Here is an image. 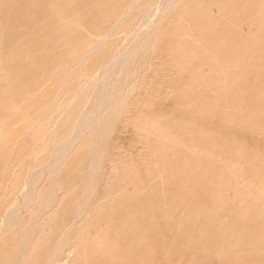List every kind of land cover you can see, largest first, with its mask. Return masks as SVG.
Instances as JSON below:
<instances>
[{"label":"rangeland","instance_id":"1","mask_svg":"<svg viewBox=\"0 0 264 264\" xmlns=\"http://www.w3.org/2000/svg\"><path fill=\"white\" fill-rule=\"evenodd\" d=\"M13 1L20 2L19 0H0V10L6 3ZM92 1L93 0L77 1L78 3L80 2L78 5V11L81 10L80 13L83 11L81 16L83 15L84 23L83 21H81L83 25L80 23V25L77 26L78 28L72 27V29L71 26H66V22L62 19L65 17L64 15H68L72 11V9L69 8V1L46 0V3L44 5H37V7L33 8L34 15L32 19H30V22H22V26L21 28H19L21 29V31L19 32L18 29V35L15 38L16 40L10 43L12 45L0 47L2 48V51H0V192L2 187L6 183L7 179L5 177H7L9 171L12 169V167H15V165L17 166L20 164L23 156H25V154H27L38 143L40 137L44 132L45 125L49 116L39 119L38 121L37 116L39 115V113L42 112L44 108V110L48 109L49 103L53 99V95L56 92L63 90L64 88L62 92L63 94L60 95L61 97L59 98V102L66 101L74 93V88L70 87L73 86L72 83L67 85L66 87H63L66 75L68 73V68H65L62 65L60 66V64L67 63V61L76 57L89 42L98 37V35H100L102 31L104 32L107 26L112 23L114 17L120 14L122 9L124 8V5L129 2V0H97V2L95 0L92 3ZM74 2L76 1L74 0ZM65 5L66 7L64 8ZM85 5L87 6L88 10L85 9ZM82 6L83 8L80 9V7ZM49 8L51 9L50 11H48ZM30 11H32V8L30 9ZM46 11H48L47 14H45ZM77 12L76 17H79L80 13L78 12V14ZM38 13L39 15H36ZM89 15L90 18H88ZM37 16L40 18L44 16L45 17L41 20ZM94 16L96 17L93 18ZM153 16H151V18H153ZM37 18L38 21H33ZM50 19H52L53 21L51 22ZM39 20L41 22H44V24H42ZM93 20L96 23L95 26ZM40 23L42 25H40ZM230 25H235V29H233L232 26L230 28ZM54 27L56 28L54 29ZM97 27L99 28V30ZM223 27H225L226 29ZM263 27L264 0H258L257 2L256 0H178L174 3L171 12L165 15L160 20V22L157 23L152 36L149 55L147 56V65L145 69L142 70L137 79L135 93L133 94L129 103L123 108V112L120 116V120L122 122H124L125 120L127 121V126H125V128L123 129L122 134H120L119 138L114 141V144L117 146L129 148L126 155L133 159V163L129 166L127 165L117 168V174L113 175V181L109 185L106 195L104 197H100V199H97V201L95 202L96 205L92 207L91 211L78 224L80 238L84 239L86 248L82 252L80 259L74 261L72 264H91L93 261H95L96 264H104V259L106 260L105 264H120V261H123V264H199L201 262V264H215V256L217 250L216 243L219 241L220 244L224 243L222 244L224 246L228 242L226 246L229 248L233 246V244L234 246L237 244L234 249H232L233 256L228 260L227 264H241L242 262L244 264H261L262 259L264 258V249H262L264 248V241L263 243H261L262 240H264V221H262L264 220V218H262L264 217V170H262L264 167V142L262 143V140L264 139V99H262L264 98ZM44 28L45 30L47 29V31L49 30V32H47L48 36L46 35L45 31H42L44 30ZM69 28L71 29L68 31ZM89 28H91L92 31L94 29L93 33ZM236 28L238 30L235 32ZM77 29L81 30L78 31ZM232 30L234 33H232ZM89 31L91 32L89 33ZM83 32L85 33V35L83 34ZM35 33H39V35L37 34L38 37L35 36ZM59 33L60 35L64 34L61 36L63 40H58L61 39L60 35H58ZM88 33L91 35H87ZM74 35L76 37H74ZM69 36H72L73 38ZM39 38L41 39V41H39ZM69 40L71 43L69 42ZM222 41L224 43H222ZM62 42L63 46L65 47L69 43L70 44L68 45V47L65 48L62 46V48L60 47L62 45ZM178 42L180 43L178 44ZM163 44H165V46ZM55 45L59 46L56 47ZM80 45L83 46V48L81 47L79 49ZM163 46L165 48H161ZM62 52L64 55L62 54ZM209 52L211 53V55L209 54ZM229 52L232 55L229 54L230 56H228ZM220 53L222 56L220 55ZM153 54H155V56ZM219 55L220 57L218 59L217 56ZM190 57H194L197 59L194 60V58L191 59ZM187 59L190 60L188 61ZM215 59H218V61L214 62ZM184 60L185 63L183 62ZM180 61L183 63L182 65ZM193 61H197L196 64ZM250 61L252 63H250ZM175 63L176 65H174ZM166 64L168 65L167 67ZM186 64L190 65L185 66ZM210 65L211 67H209ZM26 66L28 67L26 68ZM160 66L161 68H159ZM221 67H223V69ZM215 69H218V71H215ZM85 71L86 70L84 69L79 71L75 79L83 76L85 74ZM216 73L220 74V76H218ZM223 74L224 77L222 76ZM217 76L218 78H216ZM176 77L177 79H175ZM206 77H209V79L206 80ZM260 82L262 84H260ZM246 85L248 86L246 87ZM46 86L48 87L46 88ZM200 86L203 87L202 89L205 94L203 93ZM210 86L212 87V89ZM40 87H43V89H40ZM208 87H210V89ZM9 88L12 89V92ZM256 89L258 92L262 91V94H258V92L256 93ZM9 90L11 94L8 97L7 95L9 93ZM207 90L210 91V93ZM206 92L208 93L206 94ZM204 95L205 99L203 100ZM228 96H230V98H233H228L230 100L227 101L228 99L226 100V98ZM223 99L228 103H224ZM236 103H238L237 105L239 106L235 107ZM233 108L236 110H234ZM239 111L241 114L239 113ZM174 113L176 115H173ZM239 115L240 117L238 118ZM197 118L198 120L196 121ZM236 118L238 121L236 120ZM259 118L261 121H259ZM222 121L225 123H223ZM202 123L208 129H206V127H204ZM244 125H246L247 128ZM243 127H245L246 129L244 128V130H242ZM249 127L253 129H250ZM196 128L198 130H195ZM237 128H240L242 131H240V129L237 130ZM28 131H30V133H28ZM247 132H249L250 134H248ZM244 135L246 137H244ZM258 136L260 137L259 139L257 138ZM65 137L68 139L67 135H62L58 137L55 142H52L51 146L49 147V151L44 154V157H41V159L45 158L46 160H48L50 155L54 153L55 150L57 151L59 149L58 147H60V144L62 145L63 142L67 140ZM235 137L236 139H234ZM121 138H127V140L125 142H122ZM248 139H250V141ZM235 141L237 142V144ZM218 142L219 145L217 144ZM241 143H244L246 146L243 144V147H241ZM206 144L208 145V147ZM259 144H262L261 146L263 147V149ZM197 145L198 147H196ZM214 145L217 146L216 149L218 151H215ZM203 146L206 148H203ZM218 146L220 147L218 148ZM52 147H55V150L52 149ZM251 147L254 148L257 152L251 149ZM85 148V142L79 143L75 147V149L69 153L67 162L72 163L75 159L83 156L84 152L87 149ZM201 148L204 149L202 150V152ZM229 148L231 153L229 151ZM231 149L234 151L232 152ZM234 152H236L235 154H237V156L232 157ZM255 155L257 156L253 157ZM244 156L246 157V159H244ZM225 157L227 158L226 161H224V159H226ZM233 159L236 161H234ZM27 160L24 161V165L25 162H28ZM176 161L178 163H176ZM232 161L238 163L236 164ZM194 163L198 168L200 167L202 172L198 168V170H196V166ZM170 165L175 167V169L173 168L174 170L172 169L173 171L169 168L171 167ZM218 165H220V167H218ZM228 165H231L230 168ZM42 166L43 164L36 167V172L40 170ZM189 167L192 168L189 169ZM187 171L190 175L188 173L186 174ZM207 171H209V173H207ZM219 171L220 173H218ZM246 171H248V173L250 174L246 173ZM199 172L201 174H199ZM237 172H240L241 176H239ZM262 172L263 174H260ZM244 174L245 176L242 177ZM208 175H210V178ZM26 176H28V178L31 177L23 173L22 167H18L11 181V189H21L23 187L22 184L25 185L24 183H26L25 181H27L28 179ZM182 177L186 178L187 180H184ZM191 177L194 178L192 179ZM208 178L210 179V183L209 181L207 182ZM245 178H247V182L245 181ZM174 179H176V182L174 181ZM192 180L195 181V185L192 184ZM203 180L204 186L201 185L202 183L199 184L200 181L203 182ZM236 180L240 182V185ZM215 181H217V183ZM233 182L235 186L232 185ZM208 183H212V185H209ZM246 183H248L247 187ZM214 185L217 188L222 187V189L220 188V190H213ZM196 186H198L199 188ZM183 187L187 188L188 190ZM190 187L191 189H189ZM207 187L209 188V191ZM243 187L245 190L243 189ZM192 190L194 191L192 192ZM212 191L217 192H215V194ZM255 191L256 193H254ZM191 192L193 195L191 194ZM210 193H213V195ZM8 195L9 194H6V198L2 199L0 202V217L4 216L5 212H7L9 198ZM210 196L212 199L210 198ZM240 196L242 198H240ZM246 196L248 198H246ZM142 197H146V199L144 198L145 202ZM190 197L192 198L190 199ZM231 197L233 199H231ZM127 199L128 201H130L127 202ZM168 199L172 200L169 201ZM218 199H221L222 203ZM251 199L255 201H252ZM234 201L236 204L234 203ZM136 202H138V204H135ZM143 202L145 203V205L143 204ZM204 202L206 203V205ZM241 202L242 204H240ZM134 205L135 208H137V210L135 209L137 212L133 208ZM146 205L148 207L147 209H145ZM131 206L132 208H130ZM127 207L130 208L131 211ZM138 207L140 208V210ZM177 207L180 210L177 211ZM123 208L124 210H121ZM210 208L214 210H210ZM259 208L262 209L263 213ZM126 209H128L129 211ZM154 210L155 213L153 212ZM217 210L218 215L216 217ZM258 210L259 213H256V211L258 212ZM127 211L130 215H127L129 217L125 216L127 214ZM134 211L136 214L134 213ZM140 211H142V216L140 215L138 217V213ZM164 211L166 212L164 213ZM227 211L229 212L230 216H228L229 214ZM151 212H153L155 215ZM170 213L172 214L173 218L171 217ZM149 214L150 216H153L151 217L152 219L150 218V216H148ZM112 215L115 217L114 219ZM174 215L175 217L177 215V217L181 220H178L177 217L176 219ZM233 215L234 217H232ZM163 216L168 221L170 220L169 222H172L170 224L168 222V224H165L166 221H164L165 219ZM208 216H215V218H209ZM135 218L136 220L134 221ZM153 218H158L156 220L157 224ZM144 219L147 220V224H144L148 226L146 227L148 228L147 230H143V228L140 229V226L144 227L142 221ZM160 219H162L161 222L159 221ZM175 219L177 222L175 221ZM182 219L186 222V224L184 223V221H182ZM192 219L195 221V223L194 221H192ZM211 219L215 220L213 221ZM224 219H226V221L228 219L229 221L226 222ZM232 219L235 221V223ZM137 220L139 221V223H136ZM211 221H213L214 225ZM216 221L218 222L217 224L215 223ZM257 221H259L260 224ZM187 222L190 224H188ZM261 222L263 224H261ZM178 223L179 225H176ZM227 223L230 224L228 225ZM243 223L244 225H241ZM134 224L137 226H134L132 228ZM191 224L194 225L191 226ZM258 225H260V228H255V226ZM262 225L263 227H261ZM176 226H178V229H176ZM181 226H183V229H181L180 231L179 229ZM250 227H252V229ZM202 228L204 232L207 231L206 234L202 231ZM248 228H250V230ZM133 229H137V232ZM153 230H155L156 232ZM200 230L203 232V235H201L202 232ZM132 231L134 232V235H132ZM179 231L181 233H179ZM250 231L252 232L248 234ZM245 232H247L248 235L245 234ZM145 233H147L148 237ZM192 233L193 235H189ZM178 234H180V236ZM139 235H144L146 239L143 238L142 241V237H139ZM194 236H196V238L198 237V240L195 239ZM211 237L213 239L215 238L214 240L216 242ZM236 237L238 238V240ZM259 237L260 239H262L261 241L260 239H255ZM139 239H141L142 244L140 243L141 241H137ZM134 240H136L139 245ZM225 240L227 241L225 242ZM194 241L196 242L194 243ZM258 241L260 242L259 246ZM170 242H172L171 245ZM206 242H211L212 244L209 245ZM254 245L261 247L255 248L253 247ZM163 247L165 249H163ZM170 249L172 251L168 254V251H170ZM176 249H178L177 252ZM190 249L191 251L192 249H194V252H191ZM205 251H207V253ZM245 251H247V253L249 254H244ZM140 252L142 253V255L139 254ZM241 253L246 256V259L243 254V256L241 255ZM68 255L69 253H62L60 255V258L65 259L68 257ZM240 257L244 260L242 261ZM207 258L210 259L208 260ZM238 259H240L241 261H238Z\"/></svg>","mask_w":264,"mask_h":264},{"label":"bare ground","instance_id":"2","mask_svg":"<svg viewBox=\"0 0 264 264\" xmlns=\"http://www.w3.org/2000/svg\"><path fill=\"white\" fill-rule=\"evenodd\" d=\"M20 2H9L6 3L3 8L0 10V47L3 46H8V45H12L10 44L12 41H15L17 35H18V29L21 28L22 26V22L25 23L26 22H30V19H32L33 15H34V10L33 8L37 7V5H44L46 3V0H19ZM69 1V8L72 9L71 13H69L68 15H63L64 18L63 21L66 22V26H71L72 27H77L78 25H80V23L82 24L81 21L84 20L83 15L81 16V14L83 13V11L80 13V9L83 8L80 7V11H78V5L79 3L77 1L79 0H75L76 2H74V0H68ZM82 1V0H81ZM88 1V0H87ZM95 1V0H93ZM92 1V3H93ZM178 1V0H129V2L127 4L124 5V8L122 9V11L120 12V14H118L117 16L114 17V19L112 20V23L109 24L108 21V26L106 28V30L100 35H98V37H96L94 40H92L91 42H89L86 47L83 48V46L80 45L79 49L82 47L83 49L80 51V53L70 59L69 61H67V63H63L60 64V66H64L65 68H68V73L66 75V79L64 82L63 87L69 85L72 83L74 88V93L64 102H59V98L61 97L60 95L63 94V90H60L58 92H56L53 95V99L50 101L48 109L44 110L42 112L39 113V115L37 116V119L39 121V119H42L46 116H49L47 123L45 125V129L44 132L42 134V136L40 137L38 143L27 153L25 154V156H23L22 160L20 161L19 165H15V167H12V169L9 171V173L7 174V177H5L6 183L5 185L2 187L1 192H0V202L2 199L6 198V194H9V198H8V209L7 212H5L4 216L0 217V264H72L74 261L79 260L81 257L82 252L84 251V249L86 248L85 246V242L84 239L80 238V234L78 231V224L83 220V218L91 211L92 207H94L96 204L95 202L97 201V199H100V197H104L107 193V189L109 187V185L112 183L113 179V175L117 174V168L121 167V166H129L133 163V159L131 157H128L126 155L127 151L129 150V148H123V146H117L114 144V141L117 140L120 136V134H122L123 129L125 128V126H127V121L125 120L124 122H122L120 120V116L123 112V108L129 103V101L131 100L133 94L135 93V86L137 84V79L140 75V73L142 72L143 69H145L146 65H147V56L149 55V49L151 46V42H152V36L154 33V29L157 25L158 22H160V20L167 14H169L174 6V3ZM240 1V0H239ZM258 0H256L257 2ZM97 2V0H96ZM234 2V1H233ZM263 2V1H262ZM83 3V2H82ZM251 3V2H250ZM261 3V1H260ZM259 3V4H260ZM91 4V3H90ZM104 4V3H103ZM257 4V3H256ZM81 5V4H80ZM120 5V4H119ZM117 6V5H116ZM122 6V3H121ZM230 6V5H229ZM253 6V5H252ZM66 7V5L64 6V8ZM32 8V11H30V9ZM68 8V7H67ZM257 8V6H256ZM85 9H87V6L85 5ZM84 9V10H85ZM118 9V7H117ZM51 9L49 8L48 11H50ZM65 10V9H64ZM67 10V9H66ZM88 10V9H87ZM104 10V9H103ZM120 10V9H119ZM45 14H47V12ZM80 13H78V12ZM98 11V10H97ZM76 12L79 14V17H76ZM231 12V11H230ZM256 12V11H255ZM37 13V10H36ZM68 13V12H66ZM92 13V12H91ZM99 13V12H98ZM187 13V12H186ZM228 13V12H227ZM86 14V13H85ZM100 14V13H99ZM36 15H39L36 14ZM154 15V16H153ZM85 16V15H84ZM92 16V15H91ZM151 16H153V18H151ZM38 17V16H37ZM45 17V16H44ZM42 17V18H44ZM96 16H94L93 18H95ZM36 18V17H35ZM40 18V17H38ZM34 19L33 21L37 20ZM42 18H40L42 20ZM90 18V15L89 17ZM54 19V18H53ZM92 19V18H91ZM260 19V18H259ZM51 22L53 21L52 19H50ZM86 20V18H85ZM32 21V22H33ZM36 21V22H37ZM40 21V20H39ZM96 21V19H95ZM239 21V19H238ZM256 21V20H255ZM41 22V21H40ZM48 22V21H47ZM64 22V23H65ZM91 22V21H90ZM94 22V20H93ZM92 22V23H93ZM99 22V21H98ZM42 24H44V22H41ZM40 23V25H42ZM57 23V22H56ZM63 23V24H64ZM84 23V21H83ZM95 23V22H94ZM100 23V22H99ZM48 24V23H47ZM230 24V23H229ZM237 24V23H235ZM240 24V23H239ZM39 25V26H40ZM61 25V24H60ZM83 25V24H82ZM96 25V23L94 24V26ZM105 25V24H104ZM233 25V24H232ZM230 25V28L231 26ZM241 25V24H240ZM29 26V25H28ZM88 26V25H87ZM93 26V25H92ZM229 26V25H227ZM256 26V25H255ZM35 27V26H34ZM38 27V26H37ZM41 27V26H40ZM99 27V26H98ZM97 27V28H98ZM101 27V26H100ZM104 27V26H103ZM235 25L232 26L233 29H235ZM239 27V26H237ZM36 28V27H35ZM56 27H54L55 29ZM67 28V27H66ZM69 28L68 31L71 29ZM78 28V27H77ZM93 28V27H92ZM105 28V27H104ZM225 28V27H223ZM73 29V28H72ZM91 30V28H89ZM213 29V28H212ZM226 29V28H225ZM228 29V28H227ZM264 29V27H263ZM30 30V28H29ZM36 30V29H35ZM78 30V29H77ZM81 30V29H80ZM78 30V31H80ZM99 30V28H98ZM238 29L236 28L235 32ZM21 31V29H19V32ZM43 32H46V35L48 36L49 30L47 31V29L42 30ZM66 31V30H65ZM74 31V30H73ZM88 31V29H87ZM92 31V30H91ZM89 31V33L91 32ZM94 31V29H93ZM92 31V33H93ZM167 31V30H165ZM229 31V30H228ZM31 32V31H30ZM53 32V30H52ZM67 32V31H66ZM71 32V31H70ZM69 32V33H70ZM96 32V30H95ZM163 32V31H162ZM29 33V32H28ZM41 33V32H40ZM51 33V32H50ZM64 33V32H63ZM87 34V35H91V34ZM232 33L233 30H232ZM231 33V34H232ZM36 34V33H35ZM39 35V33H37ZM37 34L35 36H37ZM42 34V33H41ZM74 34V33H72ZM83 34L85 35V33L83 32ZM60 35V33L58 34ZM64 34L60 35L61 36ZM171 35V34H170ZM227 35V34H226ZM225 35V36H226ZM25 36V35H24ZM44 36V35H43ZM38 37V36H37ZM72 37V36H69ZM74 37H76L74 35ZM166 37V36H165ZM58 38V36H57ZM73 38V37H72ZM79 38V37H78ZM253 38V37H252ZM23 39V38H22ZM93 39V38H92ZM58 40H63L58 39ZM83 40V39H82ZM223 40V39H222ZM34 41V40H33ZM37 41V39H36ZM39 41H41V39L39 38ZM165 41V40H164ZM163 41V42H164ZM167 41V40H166ZM224 41V40H223ZM222 41V43H224ZM70 42V40H69ZM75 42V41H74ZM73 42V43H74ZM160 42V41H158ZM162 42V43H163ZM169 42V41H168ZM23 43V42H22ZM41 43V42H40ZM71 43V42H70ZM69 43V44H70ZM72 43V44H73ZM180 42H178L179 44ZM248 43V42H246ZM68 44V43H66ZM68 44V45H69ZM161 44V43H160ZM158 44V45H160ZM68 45L66 47H68ZM165 46V44H163ZM168 45V43H167ZM166 45V46H167ZM204 45V44H203ZM49 46V45H48ZM47 46V47H48ZM54 46V45H53ZM56 46V45H55ZM59 46V45H58ZM56 46V47H58ZM63 46V42L62 45L60 47ZM161 47V48H165V47ZM52 47V46H51ZM65 47V46H63ZM62 47V48H63ZM65 47V48H66ZM223 47V46H222ZM160 48V49H161ZM175 48V47H174ZM192 48V47H191ZM245 48V47H243ZM30 49V48H29ZM55 49V48H54ZM61 49V48H59ZM172 49V48H171ZM183 49V47H182ZM204 49V48H203ZM231 49V48H230ZM66 50V49H65ZM0 51H2V48H0ZM32 51V50H31ZM188 51V50H187ZM189 52V51H188ZM10 53H14V52H10ZM29 53V52H28ZM186 53V52H185ZM190 53V52H189ZM233 53V51H232ZM52 54V53H51ZM63 54V52H62ZM188 54V53H187ZM209 54L211 55V53L209 52ZM219 54V53H218ZM225 54V53H224ZM223 54V55H224ZM229 54H231L230 52L228 53V56H230ZM64 55V54H63ZM155 56V54H153ZM189 55V54H188ZM198 55V54H196ZM217 55V53H216ZM221 55V53H220ZM219 56L218 59H219ZM232 55V54H231ZM67 56V55H66ZM200 56V55H198ZM197 56V57H198ZM205 56V55H204ZM222 56V55H221ZM226 56V55H225ZM189 57V56H188ZM213 57V56H211ZM216 57V58H217ZM244 57V56H243ZM191 58V57H190ZM194 58V57H193ZM191 58V59H193ZM202 58V56H201ZM223 58V57H222ZM228 58V57H225ZM249 58V57H248ZM153 59V58H152ZM197 58H194V60ZM218 59L214 60L218 61ZM224 59V58H223ZM222 59V60H223ZM232 59V58H231ZM161 60V59H160ZM167 60V58H166ZM188 60V59H187ZM190 60V59H189ZM188 60V61H189ZM226 60V59H224ZM227 61V60H226ZM239 61V60H238ZM254 61V60H252ZM185 63V60L183 61ZM195 64L197 61H193ZM211 62V61H210ZM161 63V62H160ZM181 65L183 64L180 61ZM179 63V64H180ZM187 63V61H186ZM192 63V62H191ZM222 63V61H221ZM250 63H252L250 61ZM32 64V63H31ZM66 66H65V65ZM152 64V63H151ZM164 64V63H163ZM200 64V63H199ZM248 64V63H247ZM176 65V63L174 64ZM190 64H186L185 66H189ZM216 65V64H215ZM225 65V64H224ZM156 66V65H155ZM168 65L166 64V67ZM178 66V65H177ZM218 66V65H217ZM216 66V68H217ZM223 66V65H222ZM262 66V65H261ZM28 66H26L27 68ZM211 67V65L209 66ZM263 67V66H262ZM25 68V67H24ZM155 68V67H154ZM161 68V66L159 67ZM184 68V67H183ZM187 68V67H186ZM185 68V69H186ZM190 68V67H189ZM223 69V67H221ZM258 68V67H257ZM264 68V67H263ZM82 69L86 70L85 74L81 77H79L78 79H75L76 75L78 74L79 71H81ZM152 69V67H151ZM188 69V68H187ZM248 69V68H246ZM166 70V69H165ZM171 70V69H170ZM229 70V69H228ZM55 71V70H54ZM52 71V72H54ZM215 71H218V69H215ZM225 71V70H224ZM159 72V71H158ZM165 72V71H164ZM186 72V71H185ZM191 72V71H190ZM214 72V71H213ZM212 72V73H213ZM169 73V72H168ZM189 73V70H188ZM218 73V72H217ZM216 73V74H217ZM223 73V72H222ZM247 73V72H246ZM245 73V74H246ZM64 74V73H63ZM150 74V73H149ZM192 74V73H191ZM53 75V73H52ZM218 76H220V74H217ZM147 76V75H146ZM160 76V75H159ZM179 76V75H178ZM218 76L216 78H218ZM224 77V74L222 75ZM263 76V75H262ZM10 77V76H9ZM181 77V76H180ZM222 77V79H223ZM264 77V76H263ZM262 77V79H263ZM12 78V76H11ZM156 78V77H155ZM211 78V77H210ZM214 78V77H213ZM157 79V78H156ZM177 79V77L175 78ZM184 79V78H183ZM209 79V77H206V80ZM212 79V78H211ZM221 79V80H222ZM260 79V77H259ZM144 80V79H143ZM246 80V79H245ZM255 80V79H253ZM51 81V80H50ZM158 81V80H157ZM176 81V80H175ZM185 81V80H183ZM213 81V80H212ZM211 81V82H212ZM241 81V80H240ZM261 81V80H259ZM48 82V81H47ZM156 82V81H155ZM246 82V81H245ZM244 82V83H245ZM264 82V80H263ZM49 83V82H48ZM47 83V84H48ZM154 83V82H153ZM45 84V83H44ZM239 84V83H238ZM246 84V83H245ZM244 84V85H245ZM260 84H262L260 82ZM264 84V83H263ZM46 85V84H45ZM179 85V84H178ZM207 85V84H206ZM205 85V86H206ZM210 85V83H209ZM243 85V84H242ZM43 86V85H41ZM144 86V85H143ZM157 86V85H155ZM176 86V85H175ZM213 86V83H212ZM219 86H220V82H219ZM224 86V85H223ZM248 85H246L247 87ZM48 86H46L47 88ZM50 87V86H49ZM62 87V86H60ZM152 87V86H151ZM172 87V86H171ZM182 87V86H181ZM211 87V86H210ZM210 87H208L210 89ZM244 87V86H243ZM263 87V86H261ZM12 88V87H11ZM200 88L202 89L203 87L200 86ZM242 88V87H241ZM10 89V88H9ZM40 89H43V87H40ZM39 89V90H40ZM180 89V88H179ZM178 89V90H179ZM212 89V87H211ZM214 89V87H213ZM12 92V89H10ZM9 90L8 93V97L11 94ZM38 90V92H39ZM151 90V89H150ZM232 90V89H230ZM234 90V89H233ZM176 91V90H175ZM203 91V89H202ZM208 91V90H207ZM246 91V90H245ZM248 91V90H247ZM210 93V91H208ZM206 92V94L208 93ZM236 92V91H235ZM257 89H256V93H257ZM4 93V92H2ZM154 93V92H153ZM204 93V91H203ZM213 93V92H212ZM240 93V92H238ZM261 93L262 91L258 92V94ZM145 94V93H144ZM205 94V93H204ZM260 94V95H261ZM4 95V94H3ZM222 95V94H220ZM241 95V94H238ZM245 95V93H244ZM200 96V95H199ZM32 97V96H31ZM263 97V96H262ZM230 98V96H228L226 98V100ZM233 98V97H231ZM230 98V99H231ZM28 99V98H27ZM137 99V98H136ZM205 99V95L203 97V100ZM230 99H228L227 101H229ZM264 99V98H262ZM24 101V100H22ZM227 101L223 102L228 103ZM234 101V100H233ZM196 102V101H195ZM222 102V105H223ZM159 103V102H158ZM215 103V102H214ZM238 103H236V106ZM226 105V104H225ZM228 106V104H227ZM145 107V106H144ZM216 108V107H214ZM238 108V107H237ZM224 109V108H223ZM234 109V108H233ZM241 109V108H240ZM259 109V108H258ZM136 110V109H135ZM160 110V109H159ZM236 110V109H234ZM256 110V109H255ZM223 111V110H222ZM233 111V110H232ZM191 112V111H190ZM221 112V111H220ZM228 112V110H227ZM258 112V111H257ZM222 113V112H221ZM232 113V112H230ZM240 113V111H239ZM192 114V113H191ZM241 114V113H240ZM260 114V113H259ZM14 115V114H12ZM173 115H176L175 113ZM173 117V116H172ZM240 117V115L238 116V118ZM175 118V116H174ZM8 119V118H7ZM179 119V118H178ZM212 119V118H211ZM253 119V118H252ZM198 120V118L196 119V121ZM204 120V119H203ZM202 120V121H203ZM237 120V118H236ZM238 121V120H237ZM236 121V122H237ZM259 121L260 118H259ZM2 122V121H1ZM195 122V121H194ZM223 122V121H222ZM256 122V121H255ZM201 123V122H200ZM199 123V124H200ZM208 123V122H206ZM225 123V122H223ZM233 123V122H232ZM193 124V123H192ZM198 124V125H199ZM203 124V123H202ZM237 124V123H236ZM235 124V126H236ZM179 125V124H178ZM204 125V124H203ZM222 125V124H221ZM230 125V124H229ZM35 126V125H34ZM32 126V127H34ZM193 126V125H192ZM216 126V125H215ZM232 126V125H231ZM242 126V125H241ZM246 127V125H244ZM203 127V126H202ZM204 127H206L204 125ZM242 130H244V128ZM223 128V127H222ZM247 128V127H246ZM245 128V129H246ZM250 128V127H249ZM248 128V130H249ZM206 129H208L206 127ZM213 129V128H212ZM240 128H237V130H239ZM253 129V128H250ZM192 130V129H191ZM195 130H198L197 128ZM219 130V129H218ZM224 130V129H223ZM234 130V129H233ZM240 129V131H242ZM205 131V130H204ZM221 131V130H219ZM227 131V130H226ZM33 132V131H32ZM199 132V131H198ZM206 132V131H205ZM213 132V131H212ZM211 132V133H212ZM222 132V131H221ZM239 132V131H236ZM235 132V133H236ZM251 132V130H250ZM260 132V131H259ZM28 133H30V131H28ZM191 133V131H190ZM248 134H250L249 132H247ZM246 133V135H247ZM34 134V133H31ZM225 134V133H224ZM239 134V133H237ZM242 134V133H241ZM262 134V133H261ZM260 134V135H261ZM28 135V134H27ZM62 135H67L68 139L63 142V144H60V147L57 151L55 150V147L52 149H54V153H52L51 151V155L48 158V160H46L45 158L41 159V157H44V154H46L49 151V147L51 146L52 142H55L56 139ZM21 136V135H20ZM30 136V135H29ZM240 136V135H239ZM242 136V135H241ZM22 137V136H21ZM19 137V138H21ZM25 137V136H23ZM207 137V136H206ZM244 137H246L244 135ZM255 137V136H253ZM18 138V139H19ZM28 138V137H27ZM64 138V139H65ZM258 139L260 138L259 136L257 137ZM262 138V136H261ZM17 139V140H18ZM63 139V140H64ZM190 139V138H189ZM195 139V138H194ZM221 139V138H220ZM236 139V137L234 138ZM232 139V140H234ZM243 139V137H242ZM245 139V138H244ZM62 140V141H63ZM122 142H125L127 140V138H121ZM250 141V139H248ZM262 140V139H261ZM264 140V139H263ZM262 140V143L264 142ZM194 141V140H193ZM245 141V140H244ZM248 141V142H249ZM81 142H85L86 143V151L84 152V155L81 156L80 158L75 159L72 163L71 162H67V157L69 155L70 152H72L75 147L81 143ZM221 142V141H220ZM232 142V141H231ZM236 142V141H235ZM243 142V141H242ZM60 143V141H59ZM57 143V144H59ZM233 143V142H232ZM252 143V142H251ZM250 143V144H251ZM219 145V142L217 143ZM237 144V142H236ZM242 144V143H241ZM244 144V143H243ZM243 144L241 147H243ZM248 144V143H247ZM203 145V144H202ZM207 145V144H206ZM205 145V146H206ZM245 145V144H244ZM260 146L262 144H259ZM56 146V145H55ZM201 146V145H200ZM211 146V145H210ZM209 146V147H210ZM214 149L215 151L216 149V145H214ZM222 146V145H221ZM233 146V145H232ZM246 146V145H245ZM252 146V145H250ZM258 146V145H257ZM256 146V147H257ZM198 147V145L196 146ZM202 147V146H201ZM208 147V145H207ZM220 146H218L219 148ZM236 147V145H235ZM262 147V146H261ZM194 148V147H193ZM203 148H206L203 146ZM228 148V147H227ZM234 148V147H233ZM210 149V148H209ZM251 149H253L255 151L254 148L251 147ZM257 149V148H256ZM263 149V147H262ZM201 148V152H202ZM206 150V149H205ZM232 150V149H231ZM236 150V148H235ZM218 151V150H217ZM230 151V148H229ZM234 150H232L233 152ZM249 151V149H248ZM179 152V151H178ZM247 152V151H246ZM257 152V151H255ZM259 152V151H258ZM229 153V152H227ZM231 153V151H230ZM236 152L233 153L232 157L237 156V154H235ZM249 153V152H248ZM260 153V152H259ZM81 154V153H80ZM176 154V153H175ZM235 154V155H234ZM251 154V153H250ZM256 154V153H255ZM258 154V153H257ZM177 155V154H176ZM217 155V154H215ZM230 155V154H229ZM227 156V155H226ZM239 156V155H238ZM246 156V155H245ZM244 156V157H245ZM257 155L253 156L256 157ZM231 157V156H230ZM176 158V157H175ZM193 158V157H192ZM226 158V157H225ZM28 159V160H27ZM41 159V160H40ZM203 159V158H202ZM237 159V158H236ZM246 159V157L244 158ZM263 159V158H262ZM28 161L27 163L25 162L24 165V161ZM175 160V159H174ZM177 160V159H176ZM205 160V159H204ZM226 159H224V161H226ZM231 160V158H230ZM229 160V162H230ZM234 160V159H233ZM206 161V160H205ZM223 161V160H222ZM236 161V160H234ZM232 161V162H234ZM228 162V161H227ZM244 162V161H243ZM257 162V161H256ZM174 163V162H172ZM176 163H178L176 161ZM175 163V164H176ZM197 163V162H196ZM223 163V162H222ZM236 163V162H234ZM238 163V162H237ZM236 163V164H237ZM241 163V162H240ZM259 163V161H258ZM43 164V166L41 167L40 170H38L36 172V167H38L39 165ZM195 164V163H194ZM229 164V163H228ZM6 165V164H5ZM4 165V166H5ZM211 165V164H210ZM23 169V173L29 175V176H33L32 178H28V176H26L28 179L27 181H25L26 183H24L25 185L22 184V188L21 189H11V181L12 178L14 177L18 167ZM171 166V165H170ZM196 166V164H195ZM213 166V165H212ZM229 168L231 165H228ZM235 166V165H234ZM263 166V165H262ZM187 167V165H186ZM218 167H220V165H218ZM247 167V166H246ZM171 170L175 167L171 166L169 167ZM192 167H189V169ZM198 167L196 166V170L200 169V167L197 169ZM213 168V167H212ZM216 168V167H214ZM228 168V169H229ZM242 168V165H241ZM252 168V167H251ZM4 169V168H2ZM1 169V172H2ZM173 169V170H174ZM184 169V167H183ZM188 169V170H189ZM233 169V168H232ZM261 169V167H260ZM172 170V171H173ZM187 170V169H186ZM201 170V169H200ZM199 170V171H200ZM206 170V169H205ZM226 170V169H225ZM264 170V167L263 169ZM240 171V170H239ZM197 172V171H196ZM202 172V170H201ZM230 172V171H229ZM228 172V173H229ZM241 172V171H240ZM240 172L238 173L239 176ZM188 173V171L186 172V174ZM198 173V172H197ZM207 173H209V171H207ZM220 173V171L218 172ZM246 173H248V171H246ZM259 173V172H258ZM189 174V173H188ZM199 174H201L199 172ZM230 174V173H229ZM236 174V173H235ZM250 174V173H248ZM260 174H263L260 173ZM259 174V175H260ZM125 175V174H124ZM190 175V174H189ZM203 175H204V171H203ZM233 175V174H232ZM177 176V175H175ZM174 176V177H175ZM188 176V175H187ZM210 178V175H208ZM245 174L242 176L244 177ZM252 176V175H250ZM220 177V176H219ZM224 177V176H223ZM235 177V176H234ZM25 178V177H24ZM181 178V177H180ZM183 178V177H182ZM192 178V177H191ZM194 178V177H193ZM192 178V179H193ZM199 178V175H198ZM203 178V177H202ZM206 178V177H204ZM207 179V182L209 181L210 183V179ZM231 178V177H230ZM240 178V177H239ZM259 178V177H258ZM184 180L186 178H183ZM232 179V178H231ZM241 179V178H240ZM247 178H245L246 181ZM176 179H174L175 181ZM187 180V179H186ZM196 180V179H194ZM212 180V179H211ZM219 180V179H218ZM183 181V180H182ZM193 181V180H192ZM238 181V180H236ZM176 182V181H175ZM178 182V181H177ZM195 181H193V185ZM213 182V181H212ZM217 183V181H215ZM232 182V181H231ZM247 182V181H246ZM166 183V181H165ZM185 183V182H184ZM202 183V184H201ZM203 182L200 181L199 184L203 185ZM208 183V184H209ZM215 183V184H216ZM236 183V182H235ZM240 182L238 181V184ZM252 183V182H251ZM219 184V183H218ZM237 184V183H236ZM246 183V187H247ZM178 185V183H177ZM185 185V184H183ZM209 185H212L209 184ZM234 185V182L233 184ZM240 185V184H239ZM181 186V185H180ZM204 186V185H203ZM235 186V185H234ZM182 187V186H181ZM180 187V188H181ZM187 187V186H186ZM198 187V186H196ZM201 187V186H200ZM227 187V186H226ZM240 187V186H238ZM185 188V187H183ZM199 188V187H198ZM203 188V187H202ZM208 188V187H207ZM212 188V187H211ZM210 188V189H211ZM216 188V189H215ZM222 189V187H220ZM220 188L215 187L214 185V189L213 190H220ZM187 189V188H185ZM191 189V187L189 188ZM201 189V188H200ZM244 189V187H243ZM162 190V189H161ZM181 190V189H180ZM188 190V189H187ZM245 190V189H244ZM254 190V189H253ZM194 190H192L193 192ZM207 191V189H206ZM209 191V188H208ZM222 191V190H221ZM247 191V190H246ZM186 192V191H185ZM189 192V191H188ZM191 192V194H192ZM213 192V191H212ZM217 191H214L213 193H215ZM225 192V191H224ZM233 192V191H232ZM231 192V193H232ZM245 192V191H244ZM160 193V191H159ZM190 193V192H189ZM204 193V192H203ZM202 193V194H203ZM207 193V192H206ZM213 193H210L213 195ZM229 193V192H228ZM256 193V191L254 192ZM163 194V193H162ZM171 194V193H169ZM168 194V195H169ZM216 194V193H215ZM245 194V193H244ZM138 195V194H137ZM136 195V197H137ZM164 195V194H163ZM193 195V194H192ZM197 195V194H196ZM211 195V196H212ZM132 196V195H131ZM155 196V195H154ZM210 196V198H211ZM244 196V195H243ZM248 196V195H247ZM246 196V198H248ZM216 197V196H215ZM233 197V195H232ZM231 197V199H233ZM143 198V197H142ZM146 199V197H144ZM143 198V199H144ZM160 198V197H158ZM192 197H190L191 199ZM223 198V197H222ZM240 198H242L240 196ZM141 199V200H143ZM144 199V202H145ZM162 199V197H161ZM212 199V198H211ZM132 200V199H131ZM134 200V197H133ZM140 200V201H141ZM169 201H171L170 199H168ZM167 200V202H168ZM199 200V199H198ZM217 200V198H216ZM221 203V199H218ZM248 200V199H247ZM246 200V201H247ZM252 200V199H251ZM250 200V201H251ZM125 201V200H124ZM130 201V200H129ZM127 199V202H129ZM166 201V200H165ZM213 201V200H212ZM232 201V200H231ZM245 201V202H246ZM249 201V202H250ZM255 201V200H252ZM3 202V201H2ZM143 202V204L145 205V203ZM164 202V200H163ZM179 202V201H178ZM199 202V201H198ZM244 202V201H242ZM242 202L240 204H242ZM134 203V202H133ZM140 203V202H139ZM205 203V202H204ZM203 203V204H204ZM235 203V201H234ZM239 203V201H238ZM252 203V202H251ZM250 203V205H251ZM4 204V203H3ZM135 204H138V202H136ZM165 204V202H164ZM172 204V202H171ZM202 204V203H201ZM232 204V203H231ZM236 204V203H235ZM151 205V204H150ZM179 205V204H178ZM199 205V203H198ZM206 205V203H205ZM224 205V204H223ZM114 206V205H113ZM133 206V205H132ZM132 206L130 208H132ZM138 206V205H137ZM136 206V207H137ZM169 206V205H168ZM167 206V207H168ZM172 206V205H170ZM182 206V205H180ZM188 206V205H187ZM210 206V205H209ZM244 206V205H243ZM252 206V205H251ZM249 206V207H251ZM144 207V206H143ZM161 207V206H160ZM199 207V206H198ZM202 207V206H201ZM224 207V206H223ZM239 207V205H238ZM237 207V208H238ZM241 207V205H240ZM121 208V207H120ZM128 208V207H127ZM130 208H128L130 210ZM134 210L137 208H135L134 205ZM139 208V207H138ZM142 208V207H141ZM147 205L146 208L147 209ZM170 208V207H169ZM173 208V207H172ZM178 208V207H177ZM192 208V207H190ZM227 208V207H226ZM236 208V209H237ZM244 208V207H243ZM253 208V206H252ZM126 209V210H128ZM144 209V208H143ZM142 209V210H143ZM171 209V208H170ZM176 209V208H175ZM199 209V208H198ZM225 209V208H224ZM228 209V208H227ZM261 211L262 209L259 208ZM1 210V209H0ZM6 210V209H5ZM116 210V209H115ZM121 210H124L121 209ZM120 210V212H121ZM128 210V211H129ZM135 210V211H136ZM140 210V208H139ZM149 210V209H148ZM147 210V211H148ZM166 210V209H165ZM180 210L179 208L177 209V211ZM190 210V209H189ZM200 210V209H199ZM210 210H214L211 209ZM127 211V215L128 214ZM131 211V210H130ZM134 211V213H135ZM151 211V210H150ZM149 211V212H150ZM174 211V210H173ZM230 211V210H228ZM227 211V212H228ZM233 211V210H232ZM231 211V212H232ZM117 212V211H116ZM137 212V211H136ZM140 211L138 213V217L141 215ZM144 212V211H143ZM155 213V210L153 211ZM151 212V213H153ZM157 212V211H156ZM166 211H164L165 213ZM188 212V211H187ZM198 212V211H197ZM202 212V211H201ZM200 212V213H201ZM211 212V211H210ZM209 212V213H210ZM216 212V211H215ZM214 212V213H215ZM236 212V211H235ZM114 213V211H113ZM130 213V212H129ZM153 213V214H154ZM163 213V214H164ZM178 213V212H177ZM193 213V212H192ZM196 213V212H195ZM256 213H259L256 211ZM263 213V211H262ZM261 213V214H262ZM131 214V213H130ZM136 214V213H135ZM145 214V213H143ZM169 214V213H168ZM171 214V213H170ZM179 214V213H178ZM204 214V213H203ZM208 214V213H207ZM229 214V212H228ZM238 214V213H235ZM234 214V215H235ZM245 214V213H244ZM248 214V213H247ZM264 214V213H263ZM109 215V214H108ZM115 215V214H114ZM155 215V214H154ZM167 215V214H166ZM185 215V214H184ZM202 215V214H201ZM209 215V214H208ZM215 215V214H214ZM218 215V210L216 213V217ZM234 215L232 217H234ZM246 215V214H245ZM244 215V216H245ZM259 215V214H258ZM123 216V215H122ZM130 216V215H129ZM127 216V217H129ZM136 216V215H135ZM134 216V217H135ZM142 216V215H141ZM150 216V214L148 215ZM159 216V215H157ZM169 216V215H168ZM181 216V215H180ZM200 216V215H199ZM204 216V215H203ZM210 216V215H209ZM208 216V217H209ZM230 216V214L228 215ZM242 216V215H241ZM247 216V215H246ZM254 216V215H253ZM264 216V215H263ZM113 219L115 218L112 215ZM120 217V216H118ZM144 217V216H143ZM146 217V215H145ZM153 216H150V218ZM164 217V216H163ZM172 217V214H171ZM175 217V215H174ZM177 217V215H176ZM175 217V218H176ZM190 217V216H189ZM223 217V216H221ZM231 217V218H232ZM239 217V215H238ZM257 217V216H255ZM100 218V217H99ZM173 218V217H172ZM178 218V217H177ZM176 218V219H177ZM183 218V217H182ZM185 218V216H184ZM198 218V217H197ZM209 218H215V216L213 217H209ZM225 218V217H224ZM247 218V217H246ZM264 218V217H262ZM119 219V218H117ZM152 219V218H151ZM149 219V220H151ZM155 221L158 219L153 218ZM163 219V218H162ZM162 219H160L159 221L161 222ZM165 219V217H164ZM163 219V220H164ZM170 219V217H169ZM175 219V221H176ZM206 219V218H205ZM223 219V218H222ZM136 220V218L134 219V221ZM140 220V219H139ZM148 220V221H149ZM153 220V221H154ZM178 220H181L178 218ZM197 220V219H196ZM213 220V219H211ZM215 220V219H214ZM213 220V221H214ZM226 221V219H224ZM233 220V219H232ZM260 220V219H258ZM141 221V220H140ZM143 221V225L147 222L146 219L142 220ZM154 221V222H155ZM164 221L165 224L168 222L169 224L172 222H169L167 219H165ZM163 221V222H164ZM182 221H184L182 219ZM192 221H194L192 219ZM191 221V222H192ZM199 221V220H198ZM207 221V220H206ZM213 221H211L213 223ZM227 221H229L227 219ZM226 221V222H227ZM234 221V220H233ZM264 221V220H262ZM177 222V221H176ZM181 222V221H180ZM224 222V223H226ZM259 223V221H257ZM136 223H139V221L137 220ZM167 223V224H168ZM183 223V222H182ZM184 223L186 224V222L184 221ZM188 223V222H187ZM195 223V221H194ZM206 223V222H205ZM204 223V224H205ZM216 224L218 223L217 221L215 222ZM223 223V224H224ZM235 223V221H234ZM257 223V224H258ZM133 224V223H132ZM142 224V223H141ZM140 224V225H141ZM147 224V223H146ZM157 224V221H156ZM159 224V223H158ZM190 224V223H188ZM187 224V225H188ZM198 224V222H197ZM228 225L230 223H227ZM249 224V223H248ZM260 224V223H259ZM261 224H263L261 222ZM174 225V224H172ZM176 225H179L176 224ZM194 225V224H193ZM191 224V226H193ZM214 225V223H213ZM212 225V226H213ZM241 225H244L241 224ZM134 226L137 225H133L132 228ZM139 226V225H138ZM150 226V225H149ZM158 226V225H157ZM170 226V225H169ZM184 226V225H183ZM183 226L180 227V231L181 229H183ZM200 226V225H199ZM198 226V227H199ZM147 225H144V227L140 226V229L143 228V230H147L148 228ZM156 227V226H155ZM168 227V226H167ZM173 227V226H172ZM178 229V226H176ZM202 227V226H201ZM216 227V226H215ZM243 227V226H242ZM260 228V225L255 226ZM263 227V225L261 226ZM98 228V227H97ZM145 228V229H144ZM174 228V227H173ZM193 228V227H192ZM200 228V227H199ZM198 228V229H199ZM210 228V227H209ZM252 229V227H250ZM250 228H248L250 230ZM186 229V228H185ZM188 229V228H187ZM191 229V228H190ZM196 229V228H195ZM197 229V230H198ZM207 229V228H206ZM213 229V228H212ZM134 230V229H133ZM142 230V231H143ZM192 230V229H191ZM254 230V229H253ZM113 231V230H112ZM126 231V230H125ZM137 232V229L134 230ZM155 231V230H153ZM179 231V233H181ZM189 231V230H188ZM193 231V230H192ZM201 231V230H200ZM203 231V228H202ZM201 231V232H202ZM206 231V230H205ZM213 231V230H212ZM123 232V231H122ZM133 232V231H132ZM144 232V231H143ZM146 232V231H145ZM156 232V231H155ZM191 232V231H190ZM204 232V231H203ZM203 232L201 233V235H203ZM207 232V231H206ZM206 232H204L206 234ZM210 232V231H209ZM231 232V231H230ZM252 231H250L248 234H250ZM165 233V232H164ZM177 233V232H176ZM217 233V232H216ZM261 233V232H260ZM138 234V233H137ZM147 235V233H145ZM144 234V235H145ZM187 234V233H185ZM196 234V232H195ZM194 234V235H195ZM204 234V236H205ZM222 234V233H221ZM245 234H247V232H245ZM244 234V235H245ZM247 234V235H248ZM130 235V234H129ZM134 235V232L133 234ZM136 235V234H135ZM139 235V237H142V241L143 238L146 239V235ZM177 235V234H176ZM180 236V234H178ZM189 235H193L189 234ZM198 235V234H197ZM259 235V234H258ZM178 236V237H179ZM222 236V235H221ZM224 236V235H223ZM240 236V235H238ZM246 236V235H245ZM254 236V235H253ZM260 236V235H259ZM262 236V235H261ZM148 237V235H147ZM185 237V236H184ZM183 237V238H184ZM193 237V236H192ZM214 237V235H213ZM232 237V235H231ZM252 237V236H251ZM256 237V235H255ZM150 238V237H149ZM177 238V237H176ZM186 238V237H185ZM195 239L196 236H194ZM212 238V237H211ZM218 238V237H217ZM216 238V239H217ZM237 238V237H236ZM246 238V237H245ZM262 238V237H261ZM187 239V238H186ZM208 239V238H207ZM213 239V238H212ZM215 239V238H214ZM213 239V240H214ZM228 239V238H227ZM235 239V236H234ZM251 239V238H249ZM255 239H260L259 238H255ZM156 240V239H155ZM191 240V239H190ZM198 240V239H197ZM238 240V238H237ZM248 240V239H246ZM262 239H260L261 241ZM127 241V240H126ZM136 241V240H134ZM137 241H141V239L137 240ZM136 241V243L138 244V242ZM142 241L140 242L142 244ZM146 241V240H145ZM150 241V240H148ZM153 241V240H152ZM151 241V242H152ZM159 241V240H158ZM183 241V240H182ZM215 241V240H214ZM227 240H225L226 242ZM264 240H262L261 243H263ZM157 242V241H156ZM160 242V241H159ZM164 242V241H163ZM196 241H194L195 243ZM212 242V241H211ZM208 243L209 245L212 243ZM216 242V241H215ZM247 242V241H245ZM244 242V244H245ZM259 242V241H258ZM98 243V242H97ZM127 243V242H126ZM125 243V244H126ZM135 243V242H134ZM135 243V244H136ZM144 243V242H143ZM161 243V242H160ZM172 242H170L171 245ZM184 243V242H183ZM214 243V242H213ZM231 243V242H230ZM236 243V242H234ZM136 244V245H137ZM140 244V245H141ZM224 244V243H222ZM220 244V241L216 243V263L215 264H227L228 260L233 256V251L232 249H234V246H231L230 248L227 247L226 245H222ZM241 244V243H240ZM134 245V244H133ZM139 245V244H138ZM162 245V244H161ZM167 245V244H166ZM165 245V246H166ZM169 245V247H170ZM178 245V244H177ZM200 245V243H199ZM215 245V244H214ZM248 245V243H247ZM251 245V244H250ZM256 245V243H255ZM253 246L255 248H260L258 247L260 245V242L258 243V246ZM135 246V245H134ZM142 246V245H141ZM164 246V247H165ZM198 246V245H196ZM207 246V245H206ZM263 246V245H262ZM163 247V249H165ZM183 247V246H182ZM242 247V246H241ZM140 248V247H139ZM135 249V248H134ZM133 249V250H134ZM198 249V248H197ZM208 249V248H207ZM243 249V248H242ZM264 249V248H262ZM178 249H176L177 252ZM194 249H192L193 251ZM206 250V249H205ZM215 250V249H214ZM244 250V249H243ZM163 251V250H162ZM168 251V250H167ZM172 250L170 249L169 252H171ZM191 251V249H190ZM191 251V252H192ZM204 251V249H203ZM211 251V250H210ZM213 251V250H212ZM236 251V250H235ZM175 252V253H176ZM194 252V251H193ZM207 253V251H205ZM242 252V251H241ZM252 252V251H251ZM62 253H69L68 255V259L67 258H60V255ZM130 253V252H128ZM209 253V252H208ZM249 254L247 253V251L244 252V254ZM139 254L142 255V253L140 252ZM198 254V251H197ZM204 254V253H203ZM240 254V253H239ZM243 253H241L242 255ZM243 254V255H244ZM253 254V253H251ZM196 255V254H194ZM193 255V256H194ZM242 255V256H243ZM136 256V255H135ZM190 256V255H189ZM207 256V254H206ZM206 256H205V260H206ZM245 256V255H244ZM204 257V256H203ZM249 257V256H248ZM104 258V257H103ZM102 258V259H103ZM132 259V258H131ZM161 259V258H160ZM194 259V258H193ZM199 259V258H198ZM208 259V258H207ZM210 259V258H209ZM208 259V260H209ZM240 259H242L240 257ZM238 259V261L240 260ZM246 259V256H245ZM253 259V258H251ZM63 260V262H62ZM197 260V259H196ZM201 260V259H200ZM204 260V261H205ZM244 259H242L243 261ZM82 261V258H81ZM79 261V262H81ZM102 261V260H101ZM99 261V262H101ZM165 261V260H164ZM203 261V263H204ZM241 261V260H240ZM104 262L106 263V260L104 259ZM201 262V261H200ZM84 263V261H83ZM92 263H95V261H93ZM91 263V264H92ZM104 263V264H105ZM123 261H120V264H123ZM147 263V262H146ZM202 263V262H201ZM199 263V264H201ZM76 264V263H75ZM96 264V263H95ZM109 264V263H108ZM197 264V263H195ZM207 264V263H205ZM241 264H244L243 262ZM247 264V263H246ZM261 264H264V258L262 259Z\"/></svg>","mask_w":264,"mask_h":264}]
</instances>
